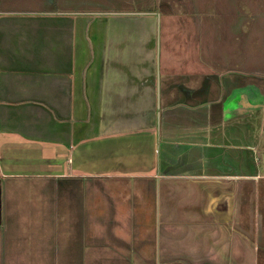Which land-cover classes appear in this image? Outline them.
Listing matches in <instances>:
<instances>
[{
    "label": "crops",
    "instance_id": "1",
    "mask_svg": "<svg viewBox=\"0 0 264 264\" xmlns=\"http://www.w3.org/2000/svg\"><path fill=\"white\" fill-rule=\"evenodd\" d=\"M135 1L0 0V171L62 189L80 218L65 264H264V87L248 88L247 51L203 37L207 0ZM213 3L219 28L261 13ZM153 14L161 37L116 29Z\"/></svg>",
    "mask_w": 264,
    "mask_h": 264
},
{
    "label": "rangeland",
    "instance_id": "2",
    "mask_svg": "<svg viewBox=\"0 0 264 264\" xmlns=\"http://www.w3.org/2000/svg\"><path fill=\"white\" fill-rule=\"evenodd\" d=\"M122 1L117 0L118 3ZM253 1L258 3L257 8H260L261 13L252 14L249 12L245 20L241 19L242 31H240L238 24L222 28L215 27L214 25L226 23L228 18L222 20L221 11H217L216 17L212 10L213 0H207L210 11L206 12V18L209 25L203 32V37H214L212 39L213 46H215L216 37V46L222 48L223 52L240 53V46H242V52L247 51L248 74L246 78L249 90L264 87V0ZM143 2L144 0L135 1L134 9H145L146 5L141 4ZM159 6L160 0H153L152 7L159 9ZM130 7L132 8L131 4ZM140 16L135 20L141 22L143 17ZM155 17L157 18L155 27L146 25L133 27L130 25L116 29L121 34L135 35L136 37L131 36V40L140 38L144 33V35L153 34L156 37H161L165 28L161 26L157 14H153L151 18ZM232 20L234 21V18ZM100 29L91 24L88 34L94 38ZM133 45L136 48L140 47L138 42ZM236 76H238L237 73L231 74L232 79ZM7 171L19 173L16 168ZM48 181V178L30 174L4 175L3 171H0V264L66 263L70 254L69 243L73 234L66 235L65 233H70V228H74L76 223L80 222V218L71 217L66 211L68 198L62 193V189L60 192L58 189H53ZM72 215L80 216L78 211L73 212ZM75 252L78 254V251Z\"/></svg>",
    "mask_w": 264,
    "mask_h": 264
},
{
    "label": "flooded vegetation",
    "instance_id": "3",
    "mask_svg": "<svg viewBox=\"0 0 264 264\" xmlns=\"http://www.w3.org/2000/svg\"><path fill=\"white\" fill-rule=\"evenodd\" d=\"M0 207H1V203H0ZM0 220H1V208H0Z\"/></svg>",
    "mask_w": 264,
    "mask_h": 264
}]
</instances>
